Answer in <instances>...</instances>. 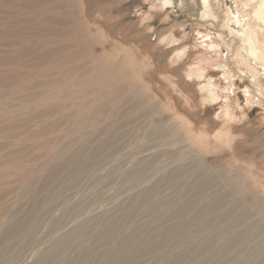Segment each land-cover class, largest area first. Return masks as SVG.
Instances as JSON below:
<instances>
[{
  "label": "rangeland",
  "instance_id": "1",
  "mask_svg": "<svg viewBox=\"0 0 264 264\" xmlns=\"http://www.w3.org/2000/svg\"><path fill=\"white\" fill-rule=\"evenodd\" d=\"M210 1L0 0V264H264V67Z\"/></svg>",
  "mask_w": 264,
  "mask_h": 264
},
{
  "label": "bare ground",
  "instance_id": "2",
  "mask_svg": "<svg viewBox=\"0 0 264 264\" xmlns=\"http://www.w3.org/2000/svg\"><path fill=\"white\" fill-rule=\"evenodd\" d=\"M58 1L61 3L64 2L66 7L70 5V0H58ZM242 1H244V3H242ZM242 1L240 3H237V2L235 3L237 13L233 17L231 16L232 11L231 10L227 11L226 21L227 22L233 21L238 28H242L245 30L243 41H244V46L246 47V57L247 58L241 56V54H240V56H241L240 58L242 59V62L244 64H246L247 66H250V67L253 66L254 67V65H251L250 62H248V57H249L250 59L252 58L254 60L255 64H260L262 67H264V0H242ZM201 2H202L203 10H204L203 11L204 15L208 18L209 17L212 18L213 20H218L217 15L213 11V6H212L211 1L210 0H201ZM162 4L165 8H170L174 5V0H162ZM238 33L239 32H236L235 30L233 31V29L232 30L230 29V36H234L235 34H238ZM81 41H82V39H81ZM185 54H186V51H185V49L182 48V49H179L175 52V54L173 55V58L176 62H179V61L183 60ZM253 67H251V68H253ZM107 74L109 77L108 80L112 81L113 77L110 76L109 73H107ZM244 92L247 93L246 90ZM227 200H229L227 196H222L220 198L219 204H221V203L224 204V202L225 201L227 202ZM244 221H246V220H244ZM238 222H239V220H238ZM234 223L235 222H233V224ZM252 225H253V223H252ZM234 239H236V240H248L249 237L244 236L242 234L240 236L235 237ZM226 248H227V246H226Z\"/></svg>",
  "mask_w": 264,
  "mask_h": 264
}]
</instances>
